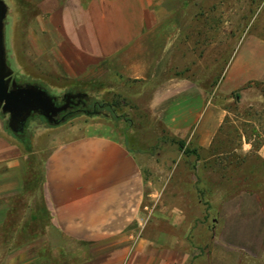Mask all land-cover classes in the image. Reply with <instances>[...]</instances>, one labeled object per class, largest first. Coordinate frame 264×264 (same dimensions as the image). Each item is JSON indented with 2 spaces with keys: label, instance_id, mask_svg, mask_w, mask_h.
<instances>
[{
  "label": "crops",
  "instance_id": "0c3cea01",
  "mask_svg": "<svg viewBox=\"0 0 264 264\" xmlns=\"http://www.w3.org/2000/svg\"><path fill=\"white\" fill-rule=\"evenodd\" d=\"M187 1L38 0L43 39L30 42L35 48V42L42 43L71 78L111 70L129 80H156L148 104L156 119L171 133L188 139L195 134L199 144L209 146L215 131L202 86L185 76L163 77L169 66L164 63L165 28L182 23ZM92 126L59 129L43 145L48 149L38 201L43 220L32 225L39 217L27 187L36 147L5 131L0 118V259L63 264L40 260L35 252L54 228L63 239L92 247L90 258L73 264H264V168L256 187L245 192L227 193L219 185L207 193L206 201L215 208L208 244L193 242L192 224L185 221L189 201L180 195L188 203L175 206L170 218L183 231L171 245L163 246L157 236L142 237L131 247L130 229L140 219L146 183L135 155L112 127ZM19 233L28 238L16 242ZM8 234L13 238L5 242Z\"/></svg>",
  "mask_w": 264,
  "mask_h": 264
},
{
  "label": "rangeland",
  "instance_id": "374dc122",
  "mask_svg": "<svg viewBox=\"0 0 264 264\" xmlns=\"http://www.w3.org/2000/svg\"><path fill=\"white\" fill-rule=\"evenodd\" d=\"M2 1L6 6L2 44L10 77L17 84L44 89L57 104L65 95L76 102L72 112L56 124L31 112L21 133L8 129V116L0 112L5 131L20 140H31L36 147L32 182L27 187L39 217L32 225L43 220L38 203L48 151L43 147L59 129L99 124L112 127L133 152L146 183L140 219L130 229L131 247L142 237L157 236L162 237L163 246L171 245L173 237L183 231L173 227L170 218L175 206L188 203L182 202L180 195L189 201L185 221L192 224L193 242L208 244L214 232L215 208L206 201L207 193L219 185H224L227 193L239 188L245 192L256 187L264 168V0H188L180 15L182 23L165 28L164 46L168 49L164 63L169 66L163 77L185 76L202 86L211 108L210 128L215 131L209 146L199 144L195 134L188 139L171 133L156 119L148 105L156 80H129L111 70L69 77L43 51L42 43L35 42V48L30 42L43 39L37 20L38 0ZM226 89L231 91L224 92ZM44 222L47 224V219ZM11 238L8 234L2 240ZM27 238L21 233L14 236L16 242ZM40 243L35 252L49 263L60 259L63 264H73L92 256V247L63 239L54 228ZM3 252L1 249L0 254ZM0 264L9 261L1 258Z\"/></svg>",
  "mask_w": 264,
  "mask_h": 264
},
{
  "label": "water",
  "instance_id": "95a60500",
  "mask_svg": "<svg viewBox=\"0 0 264 264\" xmlns=\"http://www.w3.org/2000/svg\"><path fill=\"white\" fill-rule=\"evenodd\" d=\"M5 12L6 6L0 0V112L8 116V129L17 132L23 129L24 121L31 112H38L49 121L55 113L64 110L67 104L54 106L52 97L34 84L20 85L10 82L12 71L5 65L2 44V21Z\"/></svg>",
  "mask_w": 264,
  "mask_h": 264
},
{
  "label": "flooded vegetation",
  "instance_id": "af4514ba",
  "mask_svg": "<svg viewBox=\"0 0 264 264\" xmlns=\"http://www.w3.org/2000/svg\"><path fill=\"white\" fill-rule=\"evenodd\" d=\"M12 81H13V79H12V77H10V82H12ZM53 103H54V106H60V105H63L65 103L67 104V106L64 110H61V111L55 113L50 118L49 121L47 120V118L44 115L41 114L47 122L53 123V124L59 123L60 121L65 119L66 115L69 114L70 112H72V108L75 107V105H76V102L71 95H65L63 102H61V103H58V104L55 102H53Z\"/></svg>",
  "mask_w": 264,
  "mask_h": 264
},
{
  "label": "trees",
  "instance_id": "16d2710c",
  "mask_svg": "<svg viewBox=\"0 0 264 264\" xmlns=\"http://www.w3.org/2000/svg\"><path fill=\"white\" fill-rule=\"evenodd\" d=\"M84 113H86V114H91L92 113V111H83Z\"/></svg>",
  "mask_w": 264,
  "mask_h": 264
}]
</instances>
